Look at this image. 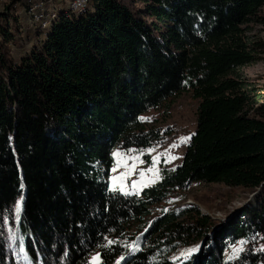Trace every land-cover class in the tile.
<instances>
[{
	"label": "trees",
	"instance_id": "obj_1",
	"mask_svg": "<svg viewBox=\"0 0 264 264\" xmlns=\"http://www.w3.org/2000/svg\"><path fill=\"white\" fill-rule=\"evenodd\" d=\"M139 1L60 8L48 30L35 24L19 61V19L0 17V264H17L7 221L21 197L18 231L33 264H90L97 251L101 264H195L172 257L212 232L199 264H264V92L237 75L257 61L248 29L264 0ZM184 90L199 105L181 164L140 195L111 191L113 150L150 147L141 116ZM194 183L259 190L257 207L220 228L197 208L145 220ZM134 224L147 231L128 252L118 243ZM254 239L238 258L224 255Z\"/></svg>",
	"mask_w": 264,
	"mask_h": 264
},
{
	"label": "rangeland",
	"instance_id": "obj_2",
	"mask_svg": "<svg viewBox=\"0 0 264 264\" xmlns=\"http://www.w3.org/2000/svg\"><path fill=\"white\" fill-rule=\"evenodd\" d=\"M31 1L32 0H0V17L8 15L10 16V20H12L13 17L18 18L19 29L23 31L19 33L15 45L11 47L12 56L16 61H19L29 52L33 44L35 45V40L33 41L34 43H29L27 41L31 37L35 39V33L38 31L35 27H38L40 24L39 22L35 23V21H33L30 13H25L24 3L27 2L30 6H34L35 3ZM130 1H132L133 4L136 2L137 8H144V5L139 0ZM42 2L46 4V7L44 5V9L47 11L50 9L58 13V9L60 8H69L73 0H42ZM94 2L95 0H88L86 6L87 11L92 9ZM2 21H4V18H0V23H2ZM10 24H12V22ZM35 24L38 25L35 26ZM50 25L44 26L42 22V31L48 30ZM248 35L253 43L260 45L257 51V61L251 65L238 69L237 75L242 79L250 81L253 85L262 88L264 92V8L260 10L259 18L249 25ZM198 105L199 100L193 97V91L184 90L163 103L160 107L150 109L147 113L142 115L141 118L144 119L140 118V121L147 132H153L155 141L148 148L135 147L123 150L117 147L113 150V163L108 178L110 190L119 192L122 195H140L145 188L152 186L161 179L162 169H173L179 166L191 140L190 139L187 143H181L180 138L192 137V134L195 132ZM173 144H178L179 146L172 147ZM117 152L125 154L124 158L127 159L129 166L135 163V170L123 180L122 184L119 181L114 184L113 177L121 176L123 173L128 172L129 168H116L117 157L114 154ZM132 157H138V160L134 161ZM154 157L158 158V163L155 165V171L158 172V176L151 172H147L149 168L153 167L152 161ZM173 157L176 158L173 159ZM140 161H143V163ZM114 168H116V171H113ZM141 171L146 172L143 178L140 176ZM142 180V183H137V187H133L134 182H141ZM259 196V190L250 192L242 188H229L222 184L194 183L186 191L177 192L164 202L154 206L152 215L145 220L147 222H152V220L168 211L197 208L202 214L213 218L218 224L217 227L220 228L226 226L235 215L239 214V212L246 207L256 208L257 198ZM18 202H21V198L13 205V219L7 221V245L15 257L17 264H33L26 252L25 238L18 231L23 200L20 213L16 212ZM17 216H19V219H17ZM140 227L141 225L138 224L131 226L128 236L118 244L123 248H128V252L137 249L141 250V247H138L139 238L145 234L147 229H140ZM209 235L211 238L208 244H206L204 240L195 244V246L186 248L190 250V254L192 252L191 248L194 249L198 247L197 251L192 253L191 257L185 256L186 253H183L185 248H182L172 257V261L183 263L193 258L194 263L199 264L204 256V250L206 251L215 245L212 239L214 232ZM256 240L257 239H254L251 242L241 240L234 245H230V247L224 251V255L228 260L238 258L241 253L247 250L252 244L256 247ZM258 242L260 243V241ZM262 246L263 244H260L259 247L262 248ZM21 248H23V251H21ZM96 256L100 257L99 251L91 255L89 260L90 264H93V257ZM122 260L123 259H120L119 262ZM99 264H101V257Z\"/></svg>",
	"mask_w": 264,
	"mask_h": 264
},
{
	"label": "snow or ice",
	"instance_id": "obj_3",
	"mask_svg": "<svg viewBox=\"0 0 264 264\" xmlns=\"http://www.w3.org/2000/svg\"><path fill=\"white\" fill-rule=\"evenodd\" d=\"M141 119H144V118H141ZM190 139H191L190 136L189 137H182V138H180V142L181 143H187ZM178 146H179L178 144H173L172 145V147H178ZM114 155L117 157L116 168H119V167L129 168V171L126 172V173H123L121 176L113 177V183L114 184L117 181H119L122 184L123 180L135 170V163H133L131 166H129L127 159L124 158L125 154L117 152ZM175 158L176 157H173V159H175ZM132 159L135 161V160H138V157H132ZM140 162L143 163V161H140ZM157 163H158V158L154 157L153 161H152L153 167L149 168L147 170V172H151L154 175L158 176V172L155 171V165ZM116 168H114L113 171H116ZM145 175H146V172H144V171L140 172L141 178H143ZM142 182H143V180L141 182H134L133 183V187L134 188L137 187V183H142ZM153 182H155V181H153ZM22 200H23V198L21 197V202H18V204L16 206V212L17 213H20V211H21ZM17 219H19V216H17ZM21 251H23V248H21ZM191 251L195 252V251H197V249H192ZM99 261H100V257L99 256L93 257V264H99Z\"/></svg>",
	"mask_w": 264,
	"mask_h": 264
},
{
	"label": "built area",
	"instance_id": "obj_4",
	"mask_svg": "<svg viewBox=\"0 0 264 264\" xmlns=\"http://www.w3.org/2000/svg\"><path fill=\"white\" fill-rule=\"evenodd\" d=\"M87 3L88 0H73L69 8L73 13L84 14L87 12ZM44 5L46 7V4L43 2L35 3L34 6H31L29 13L33 17V21L39 22L41 25L43 22V25L47 26L57 18L58 14L50 9L47 11L44 9Z\"/></svg>",
	"mask_w": 264,
	"mask_h": 264
},
{
	"label": "bare ground",
	"instance_id": "obj_5",
	"mask_svg": "<svg viewBox=\"0 0 264 264\" xmlns=\"http://www.w3.org/2000/svg\"><path fill=\"white\" fill-rule=\"evenodd\" d=\"M190 249V248H189ZM193 248H191V250H192ZM194 249H198V247H195ZM189 252H190V250H187L186 248H185V250H184V252L183 253H186L185 254V256H191L192 255V253H194V252H191L190 254H189ZM196 252V251H195Z\"/></svg>",
	"mask_w": 264,
	"mask_h": 264
}]
</instances>
